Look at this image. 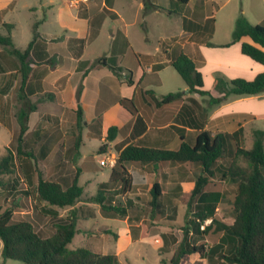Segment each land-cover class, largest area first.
<instances>
[{
	"label": "rangeland",
	"instance_id": "1",
	"mask_svg": "<svg viewBox=\"0 0 264 264\" xmlns=\"http://www.w3.org/2000/svg\"><path fill=\"white\" fill-rule=\"evenodd\" d=\"M198 1L191 0L183 4L176 0H0L1 33L9 34L14 46L23 50L32 37L33 24L39 21L38 30L48 39L45 41L49 49V59L46 61L35 60L33 56L27 59L26 84L21 87L19 60L12 55L10 46L0 45V66L4 68L0 71V155L5 154L7 148L15 150L19 130L17 116L21 109H25L28 111L27 131L24 136L25 149L33 146L39 153V145L35 144V141L38 142V136L44 133L53 134L51 137L55 140L54 143L47 140L43 142L42 146L49 144L50 149L46 157L36 159L37 172L43 178L54 179L60 176H73L76 167L80 168L79 184L83 187V194L77 205L85 203L87 206L83 208V215L77 222V231L68 244L69 248L88 247L94 251L100 249L119 253L117 243L119 238H122L121 230L127 228L126 221L122 218L102 216L97 212V203L91 200L97 193L99 184L108 181L110 175L111 168L100 165L99 160L116 154L117 149L112 144L111 151L107 150L109 146L107 138L102 140L104 135H100L98 131L99 119L93 121L91 119L97 114L105 115V111L107 117L115 113L118 100L132 92V88L124 81L131 78L137 82L141 76L142 67L136 58V53L155 56L160 48L168 51L181 48V43L186 40L183 21L185 18L197 17L201 14ZM215 2L216 4L212 5L211 1H208L202 9L204 14L213 15L204 21L203 25H206V31L211 26L215 28L214 42L232 40L234 16L236 18L239 14H243L248 20H255L258 13L264 12V5L260 0H215ZM112 3L114 10L123 17V21L111 19L113 17L110 14L115 13L110 10ZM124 24L130 43L125 54L123 50L127 47V43L122 33ZM98 28V36L92 41ZM112 34L118 37L115 42H112ZM79 37L85 40L84 45L87 44L81 61L77 63L75 58L81 45ZM120 48L122 51H119ZM189 49V46L185 48V50ZM205 53L208 63L196 67L204 76V89L215 96L219 93L215 87L216 80L218 78L229 80L225 72L228 70L226 63L231 56L217 53L211 45L205 48ZM101 56L106 57L107 65L97 63V59ZM13 57L17 67L12 70ZM216 61L221 62L222 66L218 67ZM56 66L61 67L60 76L55 83L56 87L51 78L52 84L49 88L43 87L41 92L25 95L29 84L39 83L40 78ZM112 67H120L118 73H115ZM85 71L86 75H84ZM156 80L159 82H155ZM144 82H147V88L153 89L156 94L186 89L183 78L171 65L161 69L157 74L144 78L142 83ZM46 91L55 92L53 100L41 99ZM204 98L209 100V96ZM30 105H35L34 111H29ZM78 106L84 109L85 120L91 122L90 129L83 123L78 125L76 115ZM55 131L60 133L55 136ZM79 133L82 141L78 150H75L73 142ZM186 141L193 142L191 135L187 136ZM105 143L106 150L100 153V146ZM60 161L61 164H58ZM128 167L132 170L134 168L132 163H128ZM135 167L132 172L134 178L138 180L141 175L137 166ZM156 168L158 170L156 174H152V177L160 181L161 200L164 206L160 210L156 209L155 212L160 211L162 214L156 217L147 208L146 211L133 208L130 211L133 220L128 222L136 225L139 221L134 216L138 215L139 219L146 220L147 228L156 233L155 239H159L160 242L156 241L155 244L151 235L130 239V243L117 255L123 264H171L170 259L183 235L182 227L188 225V221L194 215L195 202L190 201L189 196L192 183L199 172L198 166L175 168L171 164L161 166V163H158ZM181 169H186L187 177L179 175ZM173 170L176 171L175 175L172 174ZM163 173L166 174L165 178H162ZM1 179L4 185L0 186V199L5 205L13 208V218L31 219L36 230L50 235L53 232L50 221L47 217L39 218L36 209V205L39 204L30 195L23 193L26 184L22 181L19 170L15 169L13 173L3 175ZM14 179H18L17 184L12 183ZM137 180L130 192L126 194L115 192L117 193L115 197L122 203L127 198L132 199L140 207H144L151 196L147 190L149 182L141 183ZM214 181L215 184L211 187L215 190L210 196H224L217 210V216L230 223L233 218L228 211V199L235 191V184L229 179L219 177ZM109 190H113V187ZM7 191L11 193L7 194ZM87 211L95 214L89 216ZM60 212L64 213V210ZM101 227H107L109 232L100 236L101 231H98V239L101 237L103 242L99 243L98 239L92 242V232ZM140 227L142 230V225ZM211 245L212 240L206 239L205 249L207 250ZM1 247L0 240V264H28L18 260L3 259ZM180 264L224 263L216 255L199 257L197 254H191L184 257Z\"/></svg>",
	"mask_w": 264,
	"mask_h": 264
},
{
	"label": "trees",
	"instance_id": "2",
	"mask_svg": "<svg viewBox=\"0 0 264 264\" xmlns=\"http://www.w3.org/2000/svg\"><path fill=\"white\" fill-rule=\"evenodd\" d=\"M176 1L186 4L189 0ZM110 16L115 18L116 14L111 13ZM188 22L189 20L185 18L183 26ZM39 23L38 21L33 24L32 37L23 50L14 46L9 34L0 32V45L10 46L12 55L19 60L21 87L26 84L27 59L30 56L39 61L49 59L47 42L38 30ZM231 37L232 43L240 41L242 37H248L251 42L242 41L240 44L242 54L264 64V21L252 24L243 14H239L235 19ZM84 42L85 40L81 39L80 50L84 47ZM169 58L168 64L180 74L187 89L161 94L155 98L158 106L177 101L184 93L209 96V103L216 104L231 94L255 95L264 91V70H262L251 80L233 78L227 81L218 78L215 87L221 96L214 97L204 89L201 72L182 49L173 50ZM97 63L107 65L106 57H99ZM163 65L162 62L153 67L157 69ZM16 67L17 62L13 57L12 70ZM112 68L115 73L120 69V67ZM3 70L4 68L0 66V71ZM126 82L133 83L131 78ZM42 89L40 83L29 84L25 95L36 94ZM146 92L153 93L152 90ZM44 98L53 100L54 93L46 91L41 99ZM131 101L123 97L120 104L129 110L127 102ZM34 110L35 105H30L29 111ZM76 115L77 123L80 125L83 122L80 106L76 109ZM17 117L19 130L15 150L7 148L6 153L0 155V186L4 185L1 181L3 175L18 169L22 181L26 184L23 193L30 195L39 204L36 205L37 214L39 218H48L53 232L45 235L41 230H36L31 219L15 220L13 208L5 205L0 199L2 258L28 264H123L116 253H100L88 247L73 249L68 247L77 231V222L83 211V205H77L83 194V187L79 184L81 170L76 167L73 176L43 178L37 172L35 161L39 157H46L49 152V144L42 146L43 142L47 140L54 143L55 140L49 135L41 134L38 136L39 141H35V144L39 145V153L33 146L25 149L24 136L27 131L28 111L21 109ZM116 131L117 125H110L107 128V140H113ZM239 133L240 131H219L212 134L209 130L202 129L192 143L187 142L181 135V143L177 149L146 146L136 142L128 143L119 149L115 164L110 169L108 181L99 184L97 193L91 200L99 204L102 216L124 218L133 206V200L127 198L122 203L115 196L118 192L125 194L131 189L132 176L126 163L171 162L190 168L198 166L199 172L192 183L189 196L190 201L195 202L194 215L188 221V225L182 227L183 235L170 263L180 264L184 257L197 254L199 257L216 255L224 264H264V131L259 129L254 131L252 144L248 148L240 143ZM81 141L79 133L73 142L75 150H78ZM106 146V143L100 146V153L105 152ZM218 177L229 179L235 184V191L228 199V211L233 218L230 223L217 216V210L224 196H210L215 190L211 186ZM17 182L18 179L12 181L14 184ZM112 187L113 190H109ZM10 193L11 191H7V194ZM150 195L152 209L160 210L164 204L161 200L162 187L159 183H153ZM61 210H64V213H61ZM161 214L162 212L158 211V216ZM207 219H210V222L201 227ZM208 238L212 240V245L206 250L205 241Z\"/></svg>",
	"mask_w": 264,
	"mask_h": 264
},
{
	"label": "crops",
	"instance_id": "3",
	"mask_svg": "<svg viewBox=\"0 0 264 264\" xmlns=\"http://www.w3.org/2000/svg\"><path fill=\"white\" fill-rule=\"evenodd\" d=\"M190 1L191 0H189L188 2ZM208 1H211L212 5L213 3L216 4L215 0L198 1L199 7L201 8L200 9L201 14L203 13L202 12L203 7L206 5ZM260 2L262 3V5H264V0H260ZM111 6L112 7H110V10L114 11L116 14V17L111 19L123 21V17L120 15V13L114 10V3H112ZM201 14L197 15V17L187 18L189 22L186 24V26H183V33L186 40L184 43H181V48H180L195 62L196 66L200 64L205 65L208 63V58L205 53V48H208V46L211 45L213 46V49L216 50L217 53L221 52L225 55L231 56V58L228 59L229 61L226 63L228 65L227 67L228 70L225 72V75L226 77H228L229 80L233 78H244L247 80H251L256 76L258 72L264 70V64H260L254 61L250 57L242 54L240 50V44L242 41L251 42V40L248 37H242L240 41L234 43H232L231 40H227L226 42H214L213 38L215 35V28L211 26L206 31L205 30L206 25H203V22L210 19V17H212L213 15H208L204 13H203L204 15ZM235 19L236 18L234 16L232 20L235 21ZM262 21H264V12H262V14L258 13L256 19L250 20L249 22H252V24H256ZM125 27L126 24H124V32L122 33L126 40L127 47L123 50V54L127 52V49L130 44ZM98 33H99V28H98V32H96V34L91 39L92 41L94 40V38L98 36ZM229 35L230 34H228V36ZM42 37L44 39H47L43 35ZM79 38L82 39L83 37H79ZM117 38H118L117 36H114L112 34V39H113L112 42H115ZM86 44L84 45L82 50L80 49L77 50L78 51L77 57L75 58L77 63L81 61V57L84 53ZM187 46L190 47L189 50H185ZM46 49L48 50V47ZM120 49L119 51H122V49L121 50ZM172 51L173 50L168 51L167 49L163 50L162 48H160L155 56L149 54L139 55L138 53H136V58L142 67L141 76L138 78L137 82L132 79L133 81L132 84L127 83L126 80L124 81V83L127 86L132 88V92L128 94V96L126 97L123 96L124 98H128L132 100L130 103L127 102L129 110L127 108H124L120 104V100L123 98L122 97L118 100L116 112L113 114H109L108 116V117L112 116V118H108L107 111H105L104 112L105 115L97 114V116H94L91 119V121L95 120L96 118L99 119L98 131L100 135L101 134L104 135L101 138L102 140H104L106 137L107 128L112 124L117 125V131L115 133L114 139L111 141L107 140V142L109 143L107 150L111 151L110 150L111 145L113 144L117 149V153L112 155L116 157L119 149L131 142H136L146 146H160V147L164 146L170 149H177L181 143V138H180L181 135L184 136L185 140L188 135H191L192 139L194 140L197 133L202 129L209 130L212 134L219 131H224V132L240 131L239 133L240 143L244 145V147L246 148L250 147L253 141L254 131L258 129L264 131V91L255 95L231 94L228 95L226 98L220 100L216 104H210L208 98H204L207 96H201L198 93H184L181 96V98L177 101L161 106L156 105L155 98H158L161 94H156L153 89L147 88V82L142 83V80L144 78L146 79L149 76L157 74L161 69L167 67L169 65L168 62L170 60L169 55ZM162 62L164 63V65L161 68L155 69L153 67L155 64ZM216 65H218V67L222 66L221 62H217V61H216ZM60 70L61 67L56 66L55 68L50 69L49 72H46V74L42 76L39 80V83L42 85V87L49 88V85H51L52 82H54V86H55V83L57 82L58 77L60 76L59 75ZM86 73L87 72L85 71L84 75H86ZM51 78L53 79L52 82H51ZM203 78L204 76L202 74V79ZM155 82L158 83L159 81L156 80ZM147 90H152L153 93H147L146 92ZM53 93L55 97V92ZM220 96L221 94L218 93L214 97H220ZM82 112H83L82 123L83 125L86 126V128L90 129L91 122L85 120L84 109H82ZM55 132H56L55 136H57V134L60 133L59 131H55ZM49 135L50 138H52L51 136L53 134H49ZM128 163L133 164L134 166L133 170L136 168L135 166H137L138 168L137 170H139V173L141 175V177H138V180L137 178H134L132 172L133 170L130 167H128ZM128 163H126V166L132 176V186L136 180L141 183L149 182L147 186V190L150 193V189L153 183L157 182L160 184V181L156 179L154 180V177H152L154 174H156L155 172L158 170V168H156L158 163H148V164H139L134 162H128ZM58 164H61V161ZM166 164L167 165L171 164L175 166V168L188 167L180 163H171V162H163L161 163V166H164ZM186 172H187L186 169H184L181 171L179 175H181L182 177H187ZM172 174L175 175L176 171L173 170ZM161 175L162 178L166 177L165 173ZM131 189L128 192H130ZM150 199L151 196H149V199L145 203L144 207H140V205H138L136 202L133 201V206L128 210V215L122 218L124 221H126L127 228L121 230L122 238H119L120 240L117 243V249L119 253L120 251L125 249V247L130 243V239H133L134 237L143 238L151 235L154 238V243L156 241L160 242L159 239L157 240L155 239L156 233L149 231V229L147 228L146 225L148 224L146 220L139 219V216L135 215L134 218L139 222L136 223V225L128 222L129 220H133L130 215V211L133 208L140 209L141 211H146L147 208L149 212L154 213L156 217L158 216V212L157 211L155 212V210L152 209L150 205ZM79 205H83V208L87 206L85 203H80ZM97 205H98L97 212L100 213V206L98 203ZM93 214L95 213L94 212L91 213L90 211H87V215L91 216ZM141 225L143 228L142 230L140 227ZM98 231L99 232L101 231L100 236H104L109 232V229L107 227H101L99 229L94 230L91 234L92 242L98 239V233H97ZM98 240H100L99 243L103 242L101 237ZM96 252L110 253L108 251H103L100 249L97 250ZM119 253L117 252L116 254L118 255Z\"/></svg>",
	"mask_w": 264,
	"mask_h": 264
},
{
	"label": "built area",
	"instance_id": "4",
	"mask_svg": "<svg viewBox=\"0 0 264 264\" xmlns=\"http://www.w3.org/2000/svg\"><path fill=\"white\" fill-rule=\"evenodd\" d=\"M115 159H116L115 156L108 155V156H105L104 158L100 159L99 164L100 165H107L111 168L115 164ZM209 222H210V219L205 220L201 227L208 224Z\"/></svg>",
	"mask_w": 264,
	"mask_h": 264
}]
</instances>
